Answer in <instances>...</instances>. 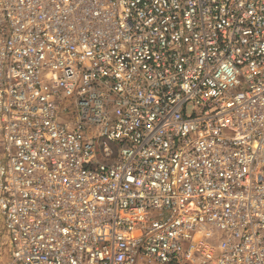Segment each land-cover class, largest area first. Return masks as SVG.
I'll list each match as a JSON object with an SVG mask.
<instances>
[{
  "label": "built area",
  "instance_id": "2783aa9c",
  "mask_svg": "<svg viewBox=\"0 0 264 264\" xmlns=\"http://www.w3.org/2000/svg\"><path fill=\"white\" fill-rule=\"evenodd\" d=\"M0 151L14 264H264V0H0Z\"/></svg>",
  "mask_w": 264,
  "mask_h": 264
},
{
  "label": "rangeland",
  "instance_id": "374dc122",
  "mask_svg": "<svg viewBox=\"0 0 264 264\" xmlns=\"http://www.w3.org/2000/svg\"><path fill=\"white\" fill-rule=\"evenodd\" d=\"M1 155V151H0ZM0 264H14L6 242L4 226L0 217Z\"/></svg>",
  "mask_w": 264,
  "mask_h": 264
}]
</instances>
